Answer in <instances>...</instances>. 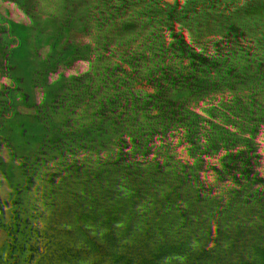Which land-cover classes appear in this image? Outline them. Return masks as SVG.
<instances>
[{
  "label": "trees",
  "instance_id": "trees-1",
  "mask_svg": "<svg viewBox=\"0 0 264 264\" xmlns=\"http://www.w3.org/2000/svg\"><path fill=\"white\" fill-rule=\"evenodd\" d=\"M128 3L0 0V264H257L260 169L183 109L170 24Z\"/></svg>",
  "mask_w": 264,
  "mask_h": 264
},
{
  "label": "rangeland",
  "instance_id": "rangeland-1",
  "mask_svg": "<svg viewBox=\"0 0 264 264\" xmlns=\"http://www.w3.org/2000/svg\"><path fill=\"white\" fill-rule=\"evenodd\" d=\"M149 5L146 16L170 24L163 31V51L174 55L165 62L173 67L164 75L167 87L184 100L183 109L211 112L213 126L229 133L226 155L254 162L264 178V0H146ZM126 9L145 16L129 3ZM252 204L251 217L259 206Z\"/></svg>",
  "mask_w": 264,
  "mask_h": 264
},
{
  "label": "flooded vegetation",
  "instance_id": "flooded-vegetation-1",
  "mask_svg": "<svg viewBox=\"0 0 264 264\" xmlns=\"http://www.w3.org/2000/svg\"><path fill=\"white\" fill-rule=\"evenodd\" d=\"M127 1L135 7L136 11H142L145 16L146 12L151 15L152 9L150 5L146 7V0ZM159 13L161 12L159 11ZM262 183H264L263 179H256L250 175L244 180V186L247 185L248 187L246 190L254 194L256 198L255 206L259 205L257 214L253 217L251 224L252 239L255 242L253 253L257 264H264V184Z\"/></svg>",
  "mask_w": 264,
  "mask_h": 264
}]
</instances>
